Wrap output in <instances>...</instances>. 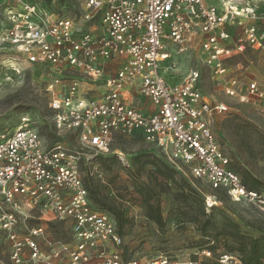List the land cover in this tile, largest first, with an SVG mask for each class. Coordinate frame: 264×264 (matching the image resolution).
I'll return each instance as SVG.
<instances>
[{"label":"built area","instance_id":"1","mask_svg":"<svg viewBox=\"0 0 264 264\" xmlns=\"http://www.w3.org/2000/svg\"><path fill=\"white\" fill-rule=\"evenodd\" d=\"M80 1L81 27L53 6L27 2L10 9V24L0 26L5 44L55 72L48 84L54 126L79 143L46 145L26 118L16 127L0 125V245L2 237L8 241L13 264H241L237 253L208 248L191 257L126 256L115 217L93 204L83 169L109 153L116 135L141 137L212 190L264 209V192L244 183L212 128L228 106L205 95L197 69L180 82L167 77L177 68L175 54L199 46L226 95L242 104L264 103V87L228 65L247 47L264 45L263 6L243 0ZM88 22L95 24L89 29ZM111 62L119 67L107 73ZM64 72L75 74L66 77L67 85ZM57 229L64 236H55Z\"/></svg>","mask_w":264,"mask_h":264},{"label":"rangeland","instance_id":"2","mask_svg":"<svg viewBox=\"0 0 264 264\" xmlns=\"http://www.w3.org/2000/svg\"><path fill=\"white\" fill-rule=\"evenodd\" d=\"M243 1L264 8V0ZM22 2L53 6L57 15L75 19L78 27L84 24L80 0H0V26L10 24L8 11L19 9ZM94 24L88 22L87 26L90 29ZM1 37L0 34V125L16 127L26 118L39 130L46 145L62 140L78 146L74 135L59 132L54 126L49 106L53 95L48 84L55 72L48 65L29 63L14 44H5ZM174 57L177 68L170 76L172 82H180L197 69L205 95L228 106V111L217 115L212 123L217 141L230 157L232 168L242 178L249 174L258 179L259 190L264 192V103L242 104L226 95L201 59L199 46L188 47ZM228 65L242 79L264 87V45L247 47ZM63 75V85L70 80L67 76H75L70 72ZM107 155L106 160L98 157L84 167L83 177L95 206L122 215L124 222H115L126 256L172 253L191 257L204 245H214L216 253L238 250L239 244L231 236V223L237 224L246 236L264 235L263 208L247 201H232L224 190H212L206 182L194 178L182 164L169 166L172 176L164 177L158 166L168 160L143 138L116 135ZM209 196H215L217 202L212 207L207 204ZM157 214L161 215V223L155 220ZM58 229L56 234L52 232L60 238L64 235ZM9 251L8 241L2 237L0 264H13Z\"/></svg>","mask_w":264,"mask_h":264},{"label":"trees","instance_id":"3","mask_svg":"<svg viewBox=\"0 0 264 264\" xmlns=\"http://www.w3.org/2000/svg\"><path fill=\"white\" fill-rule=\"evenodd\" d=\"M108 155H102L100 158L103 160H106ZM117 160V159H115ZM164 165L158 166V170L161 175L164 177H171L172 176V169L170 167H175L172 164H169L168 162L164 161ZM170 166V167H169ZM244 183L253 189H258L261 185V182L258 179H254L249 174H244L243 176ZM261 191V190H260ZM112 213L114 214L115 219L119 224H122L124 220L122 219V215L119 212H115L112 210ZM155 220L158 223H161V215L157 214L155 215ZM232 232L231 236L238 242V250L234 251H224V252H231V253H237L240 256L241 264H264V235L260 237H249L244 235L240 232V228L237 224L231 223ZM121 233V232H120ZM202 248H208L212 250L213 252H217V248L214 245H204L200 247ZM209 264V263H206Z\"/></svg>","mask_w":264,"mask_h":264},{"label":"crops","instance_id":"4","mask_svg":"<svg viewBox=\"0 0 264 264\" xmlns=\"http://www.w3.org/2000/svg\"><path fill=\"white\" fill-rule=\"evenodd\" d=\"M119 67V63H116V62H111L108 64V67H107V73H111L115 70H117ZM174 71V70H173ZM173 71H170L169 74L167 75L168 79L170 80V76L172 75V72ZM171 81V80H170Z\"/></svg>","mask_w":264,"mask_h":264}]
</instances>
